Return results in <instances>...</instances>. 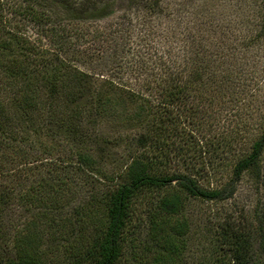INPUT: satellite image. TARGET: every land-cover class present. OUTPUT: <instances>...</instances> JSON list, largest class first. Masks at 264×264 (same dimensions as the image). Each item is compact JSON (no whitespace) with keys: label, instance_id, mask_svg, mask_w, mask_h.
Wrapping results in <instances>:
<instances>
[{"label":"trees","instance_id":"1","mask_svg":"<svg viewBox=\"0 0 264 264\" xmlns=\"http://www.w3.org/2000/svg\"><path fill=\"white\" fill-rule=\"evenodd\" d=\"M141 1L131 0L130 7ZM146 1L162 13L163 0ZM111 8L108 0H0V264H43L34 252L14 256L15 245L9 248L13 207H32L24 229L40 233L38 222L58 224L52 192L81 187L82 178L98 193L83 199L80 214L103 204L101 226L86 247L74 242L67 264L184 262L190 231L177 217L183 195L227 200L246 172L264 187V119L253 129L242 117L255 96L247 82L254 65L228 37L214 42L212 25L199 16L136 37L132 9H122L118 28L110 23L93 33L99 52L88 66L91 53L84 58L79 45L88 41L76 22L104 19ZM146 20L137 17L134 27L142 29ZM244 35L247 48L264 29ZM229 58L240 63L232 69ZM118 145L124 155L112 172L106 166ZM64 228L53 234L62 239ZM231 229L221 233L224 245L212 261L199 264H264V206L258 227ZM23 230L18 234L27 239L38 235ZM137 245L156 255L142 253L137 262Z\"/></svg>","mask_w":264,"mask_h":264},{"label":"rangeland","instance_id":"2","mask_svg":"<svg viewBox=\"0 0 264 264\" xmlns=\"http://www.w3.org/2000/svg\"><path fill=\"white\" fill-rule=\"evenodd\" d=\"M108 1L112 8L109 9L110 13L107 11L108 14H106L107 16H105L104 19L92 20L89 18L83 22H76L75 26L78 27V35H84V39H87L88 41L85 45L83 44L85 42L80 40L79 45L81 44L82 46L80 51L83 52V57L85 53H91L88 54L86 58L84 57L85 60L87 59L86 61L89 60V57L91 58L86 65H95V60L97 59L99 52V47H97L98 42L94 44L92 41L93 33L108 29L110 23L115 24L114 27L118 28V26H120L118 21H121L120 15L122 9H132L130 10V13L133 17V23L135 24L136 21L134 20L137 17L147 19V24L143 21L145 25H142V32L140 31L142 29L134 27L135 24L134 26L132 24V34L136 37L144 33L151 35L159 34V30L161 31L159 27L164 26L170 27L173 30L177 27L179 18H186V16L194 17V15L196 17L199 16L212 25L214 42L220 41V39H223L222 42H224V36L228 37L231 41L230 44L237 47L238 53L239 51L242 53L243 57L246 59L245 61H249L251 65H254L256 70L254 71L255 77L251 79L253 75H251L252 71H250L248 74L250 75L248 81L246 77L245 80L250 83L251 88L249 91L252 90L255 96L251 102V106L248 107V109H243L242 117L245 121L247 117H249L248 125H252L253 129L260 128V124L264 119V36L257 39L253 45L247 48H245L243 39L246 38L244 34H256L264 29L262 27V18L264 14L263 0H163V3L161 4L163 10L161 9V11L166 17L164 14L162 15V13L156 14L157 12L152 8L149 9L146 0H142L140 4L135 5L134 7H130L132 4L131 0ZM188 19L189 18L187 17V20ZM228 23L231 24L230 29L226 28ZM89 49H92V51ZM245 50H251V52L246 53V56L244 54ZM237 62L240 63V61ZM237 62L231 58L228 59L229 66L232 69L236 67ZM258 86L259 90L258 88L254 90ZM251 131L252 128L246 130L244 139H242L243 142L247 143L249 141ZM104 133L107 137H112L113 135L109 126H106ZM112 148L116 159L113 158V163H110L109 165L106 164V167L107 170L116 172L120 168V160L124 155L125 147L124 145H118L117 147L112 146ZM182 162L183 160L178 161L180 164H182ZM172 165H174V163H172ZM79 183H83L81 187L69 184L70 186L68 185V187L59 190L61 193L52 192L53 194H56L54 197H56L58 201L56 205L59 207V210L55 213V219L58 224L53 225L52 223L49 224L42 220L41 222H38V229H41L40 233H37L36 231L38 230L34 229V227H32V229H24L25 226H28L27 222L30 217L33 216V213L29 212L28 209L32 207L29 205H15L13 207L14 212L11 224L14 229L12 230L9 228L12 233V240L9 242V248L12 249V246L15 245L13 246L14 256H17L19 253L20 255H26L27 252H34L36 259L41 260L43 264H67L70 261V255L73 252L74 242L77 244L80 243L83 246L85 245V247L91 243V240L95 237L101 226V222L99 220L97 221V218L102 216L103 204H95L94 207L89 206V209H86V215L85 211L83 212V215L80 214L82 213V210L79 208L80 203L83 199L90 200L96 193H98L95 191L96 189L98 191V188L92 185V181L89 178L86 180L82 178ZM99 188L102 187L100 186ZM168 191L169 189H166V193H168ZM161 194L163 195L164 192ZM152 195L154 196V193ZM183 200L182 213L177 217L180 219L184 218L188 221L190 232L187 244L188 249L181 257L184 262L178 259L176 260V263H209L212 261V257L216 250L221 248V245H224L222 241L225 240L221 233L230 230L232 227L235 230L253 229L258 227V215L264 206V187L255 175L251 172H246L237 184L234 195L227 200L209 202L199 199H190L189 197L186 198L184 195ZM176 218L168 219L170 221L169 228L176 226ZM135 224L136 221H134L133 226ZM66 226L67 228H64L62 231V239L58 236L60 233L57 232V235L53 234L55 233V227H58L59 230V228ZM28 229L34 233L28 231ZM22 230L26 231V233L31 232L32 234L37 233L38 235L33 236L35 237H32L33 239H27L18 234V232ZM147 230L148 226L141 230L143 242L148 238L146 236ZM49 231L50 233L47 234ZM60 231L61 230H59V232ZM16 234L22 238L19 240V237L14 236ZM219 241H221L222 244H220ZM135 251L139 254L136 257L137 262L143 254L146 258H152L156 255L154 253H146L148 249H146L144 245H137ZM219 251H221V249H219Z\"/></svg>","mask_w":264,"mask_h":264}]
</instances>
